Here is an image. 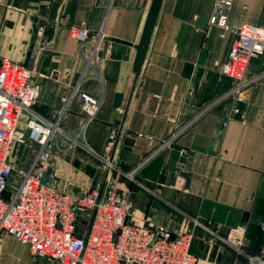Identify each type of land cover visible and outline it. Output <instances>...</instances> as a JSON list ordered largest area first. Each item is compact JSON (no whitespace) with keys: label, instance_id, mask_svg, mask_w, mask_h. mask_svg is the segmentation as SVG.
Listing matches in <instances>:
<instances>
[{"label":"crops","instance_id":"1","mask_svg":"<svg viewBox=\"0 0 264 264\" xmlns=\"http://www.w3.org/2000/svg\"><path fill=\"white\" fill-rule=\"evenodd\" d=\"M151 2L0 0V60L34 70V110L41 115L38 108L45 107L47 117H55L60 96L76 86L100 100L95 114L85 118L75 93L59 125L80 129V141L113 167L106 169L85 148L65 149L66 141L56 136L60 148L53 149L46 177L52 186L81 194L96 183L114 185L129 211L177 232L192 230L191 252L199 264H247L237 247L256 254L264 244V50L250 60L248 75L259 78L241 100L215 101L233 84L220 66L238 27H264V0H233L228 30L208 24L213 0H162L134 83L135 46ZM72 26L102 33L101 61L85 72L88 48L70 36ZM185 63L192 64L189 76L183 74ZM116 94L122 98L114 107ZM18 126L26 132L25 118ZM111 127L116 139L107 152ZM174 132L179 133L172 145L160 149ZM36 149L30 140L15 143L9 160L27 167ZM180 171L189 174L187 184ZM0 264L60 263L33 258L26 245L1 231Z\"/></svg>","mask_w":264,"mask_h":264},{"label":"built area","instance_id":"2","mask_svg":"<svg viewBox=\"0 0 264 264\" xmlns=\"http://www.w3.org/2000/svg\"><path fill=\"white\" fill-rule=\"evenodd\" d=\"M232 5L233 0H213L208 24L228 30ZM69 33L79 47L88 48L84 72L101 61V30L91 33L87 28L72 26ZM263 50L264 27L241 24L220 66L233 84L215 102L227 97L241 100L242 92L259 78L248 75L250 60ZM34 76V70L24 64L0 60V232L5 231L26 245L33 258L55 259L60 264H199L191 252L192 230L177 232L129 211L127 200L118 195L114 185L101 187L96 183L89 191L74 194L46 180L53 149L60 148L56 136L66 141L65 149L85 148L103 159L106 169L113 166L80 141V129L66 131L59 125L70 98L79 92L78 87L69 95L60 96L62 105L55 117H45L33 108L39 93ZM79 95L85 118H91L99 98L84 92ZM232 110L239 113L238 107ZM21 118H25L26 132L18 126ZM178 133L164 138L159 148L170 147ZM115 139L116 129L111 127L107 152ZM26 140L37 144L36 152L27 167H15L9 160L12 147ZM136 169L128 174L130 179ZM260 227L264 232V217ZM237 248L247 264H264V244L256 254Z\"/></svg>","mask_w":264,"mask_h":264},{"label":"water","instance_id":"3","mask_svg":"<svg viewBox=\"0 0 264 264\" xmlns=\"http://www.w3.org/2000/svg\"><path fill=\"white\" fill-rule=\"evenodd\" d=\"M162 0H152L151 5H150V9L146 18V22L140 37V40L138 42V44H136V55L134 58V63H133V72L135 74V78H134V83L137 81V78L140 74L142 65L144 63L145 57H146V53L148 50V46L152 37V33L155 27V23H156V19L160 10V6H161ZM204 53L205 50H201L200 51V56L198 58V63H202V59L204 57ZM192 71V64L191 63H185L184 64V72L183 74L185 76H189L190 72ZM122 95L121 94H116L114 96V100H113V106L117 107L120 104ZM33 108H36L35 105H33ZM39 111L45 116L47 117L46 114V108L45 107H40L38 108ZM179 175L183 176L186 179V184L188 182V177L189 174L187 172H183L180 171Z\"/></svg>","mask_w":264,"mask_h":264}]
</instances>
